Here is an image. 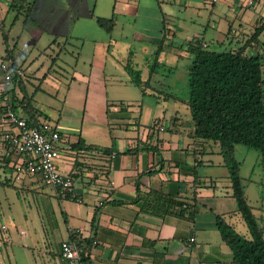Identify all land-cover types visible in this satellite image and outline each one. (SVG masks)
Segmentation results:
<instances>
[{
    "label": "crops",
    "instance_id": "crops-1",
    "mask_svg": "<svg viewBox=\"0 0 264 264\" xmlns=\"http://www.w3.org/2000/svg\"><path fill=\"white\" fill-rule=\"evenodd\" d=\"M27 1L32 3L29 14L14 15V20L23 15L21 30L11 39L5 34L6 41L2 32L0 51V57L21 69L22 78L8 86L0 72V93H9L19 114L28 117V106L39 123L49 122L61 132L57 165L73 176L82 201L59 196L57 188L38 174L21 172L17 178L14 164L21 157L5 142L6 134L16 128L0 122V225H6L0 231V264H77L61 257L60 244L76 243L78 238L96 241L90 243V264H233L216 225V214L232 225L240 216L228 172L218 143L192 136L187 104L191 61L187 47L196 39L208 47L199 19L216 7L204 9L205 0ZM247 1L223 2L235 13L240 6L257 4L262 12L263 0L250 5ZM4 11L8 12L0 0V22ZM97 17L111 18V29L100 26ZM248 19L243 16L241 25ZM227 30V35L213 31V39L222 44L237 40L233 26ZM257 38L250 44L256 46ZM22 41L29 45L27 51L41 53L29 60L25 49H19L24 55L16 59V45ZM48 49L56 60L62 52H71L70 80H62L66 73L61 72L50 82L66 86L69 103H83L82 124L72 130L76 132L65 133L59 127L60 119L72 116L57 111L52 122L21 90L24 79L48 73V62L43 66L41 56ZM127 64L139 70L141 86L131 81ZM178 83L185 87L184 96ZM146 95L151 96L147 106ZM3 103L0 99V109ZM143 117L152 119L142 122ZM113 125L121 129L114 130ZM79 139L78 148L73 147ZM235 156L245 195L264 231V174L255 175L251 148L237 144ZM36 189L42 203L39 217L24 200ZM250 193L259 205L251 203ZM54 197L57 206L52 205ZM169 200L187 205L184 215Z\"/></svg>",
    "mask_w": 264,
    "mask_h": 264
},
{
    "label": "trees",
    "instance_id": "trees-1",
    "mask_svg": "<svg viewBox=\"0 0 264 264\" xmlns=\"http://www.w3.org/2000/svg\"><path fill=\"white\" fill-rule=\"evenodd\" d=\"M31 5L27 0H10L9 3L17 13L26 15ZM96 20L106 30L111 29V18L97 17ZM259 31V28L256 29L234 49H209L199 39L190 42L187 47L191 53L187 68V104L193 123L192 136L218 143L236 201V210L249 233L247 237L240 234L222 215L216 214L217 228L231 250L233 264H264V231L245 195L239 173L240 163L235 156V146L240 144L259 151L264 157V63L260 54L246 53V46L255 40ZM126 68L131 81L141 86L139 70L129 64ZM26 109L28 121L38 125L31 109L28 106ZM80 142L81 139L73 147L78 148L76 145ZM103 151L111 153L110 148H104ZM136 185V190H139ZM168 202L169 205H178V213L184 215L187 205L175 200ZM188 213L190 217L193 216V211ZM95 216L94 213L92 225ZM95 242L94 239H76V243L84 247V261L89 262L90 243Z\"/></svg>",
    "mask_w": 264,
    "mask_h": 264
},
{
    "label": "rangeland",
    "instance_id": "rangeland-1",
    "mask_svg": "<svg viewBox=\"0 0 264 264\" xmlns=\"http://www.w3.org/2000/svg\"><path fill=\"white\" fill-rule=\"evenodd\" d=\"M2 1L5 3V9L8 12L6 11L3 12L4 13L3 20L0 22V51L4 47V44H3V38L5 37L4 35L8 34L9 39H11V37L15 35L16 32H19L21 30L20 25L23 20V15H18V18L14 20V15L17 13V11L16 9L11 8L9 6L10 0H2ZM223 1L224 0H205L204 1V5H205L204 9L210 10V9H213V6L216 7L215 11H213L211 15L209 11H206L199 19V23L203 24V27L205 30L203 33V36L208 42V48L215 49V50L234 49L243 43L241 39L246 38L247 34L250 35L256 29L259 28L260 31L257 34L258 38L256 42H253L256 44V46H253L251 44L246 46V52L248 54H257V53L260 54L262 56L263 63H264V27H262L264 25V0L262 4L263 6L262 12L260 10V6L257 4V5L248 6V7L240 6L236 10L238 11L237 13L232 12L230 8L226 4H224ZM243 16H249V19L247 20L246 23H243L241 25L240 20L242 19ZM1 23H4L2 24L3 26H1ZM229 25L233 26V28L239 34L237 37V40H234L231 43H228V42L224 44L217 43L212 37L213 31H220V32L225 33V35H227L228 34L227 29ZM2 32H3V38H2ZM25 48L26 49L29 48V45L27 43H24L23 41L20 42L18 45H16V49H15L16 59L19 60L20 57H23L24 54L22 55L19 54L20 53L19 49L23 50ZM26 49H25L26 52L24 53L28 54L29 60H31L32 58L34 59L35 56H38L41 53V52L37 53L35 49L33 50L31 49V51H27ZM46 52L47 53H43L41 56L43 60H45L43 63L44 64L43 66H45L46 63L48 62V69L46 70L48 71V73L46 74L45 77H40V78L32 77L30 80L24 79L25 86L21 90L24 92L25 95H27V97H29V101L32 107H34L35 109H38L39 111L41 110L45 112L50 117V120L52 122H55L57 120V116H56L58 113L57 111H59L63 117H66L68 115L72 116L71 118L60 119L61 123L59 124H61V126H64L63 124L64 122L67 124L68 127H61L60 125L59 127L65 133L66 132L67 133L76 132L72 130H76L80 128V125L82 124V120H83L82 104L83 103H80V102L69 103V101L67 100L65 96V91H64L66 89V86L64 85L56 86L50 82L53 75H58L61 72L62 73L64 72L63 74L66 73L65 78L62 80H70L71 75L68 73L70 70V66L72 64L71 52H67V51L62 52L59 60H56V54L53 53L52 49L51 50L48 49ZM53 61L55 63H52ZM49 64H52V67ZM156 70L161 71L162 69L159 68ZM161 82H164V81L161 80ZM7 84L8 86L14 85L12 81L8 82ZM176 88L178 89L179 92H181L180 94H183V96L185 95L186 92H185L184 86H181V84L178 83ZM133 89H139V88L138 87L135 88L133 86ZM16 90L20 91V88H18V85L16 86ZM144 104L145 106H147V104H151V96H148V95L144 96ZM135 114L138 115V113H135ZM151 119L152 118L150 117H148L147 119L143 117L141 118V121L145 122L147 120V122H149ZM167 122L168 121L166 119L165 124H167ZM119 127H117L116 125H113L114 130L121 129ZM251 151H253V153H255V156H256V159H253L255 160L254 161L255 162L254 164L255 175L257 176L260 175V177H262L264 174V159L261 158V154L259 151L255 149H251ZM252 162L253 161H251V163ZM248 163H250V161L247 162V164ZM245 172H246V166L244 165L242 169V173L244 174ZM39 185L41 186L43 184L41 183ZM39 196H40L39 191H37L36 189V191L29 190V195L28 196L25 195L24 197L25 204L28 206L29 210H31V212L34 213L38 217L42 209V203H41ZM249 198L251 200V203L254 206L259 205L256 199L257 197H253V195H251L250 193ZM56 200L57 198L55 197L52 199V205L57 206L55 204ZM236 220H237L236 223H234L235 225H233L235 230L239 232L240 234L247 237L248 231H247L246 225L244 224L243 220L240 218L239 215L236 217Z\"/></svg>",
    "mask_w": 264,
    "mask_h": 264
},
{
    "label": "built area",
    "instance_id": "built-area-1",
    "mask_svg": "<svg viewBox=\"0 0 264 264\" xmlns=\"http://www.w3.org/2000/svg\"><path fill=\"white\" fill-rule=\"evenodd\" d=\"M254 1L256 0H248L247 3L250 5ZM0 72L5 83L12 81L16 84L22 78L21 69L15 67L9 59L2 57H0ZM0 99L4 102L0 109V122L16 128L15 131L8 132L5 137L8 149L21 157V161L14 164L16 177L18 178L21 172L38 174L43 181L57 188L59 196L81 202L72 175L61 171L57 165L61 151V132L49 122L43 121L35 125L28 121L27 117L15 110L8 92L0 93ZM1 230H6L5 224L0 225ZM84 254V247L73 241L66 240L60 244L61 257L70 263L90 264L83 260Z\"/></svg>",
    "mask_w": 264,
    "mask_h": 264
}]
</instances>
